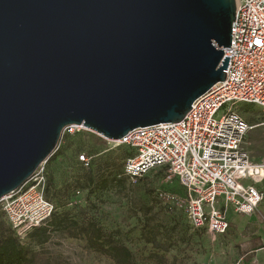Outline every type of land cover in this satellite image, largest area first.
I'll return each mask as SVG.
<instances>
[{"label":"water","instance_id":"water-1","mask_svg":"<svg viewBox=\"0 0 264 264\" xmlns=\"http://www.w3.org/2000/svg\"><path fill=\"white\" fill-rule=\"evenodd\" d=\"M235 0H0V201L63 130L179 123L225 81Z\"/></svg>","mask_w":264,"mask_h":264},{"label":"built area","instance_id":"built-area-1","mask_svg":"<svg viewBox=\"0 0 264 264\" xmlns=\"http://www.w3.org/2000/svg\"><path fill=\"white\" fill-rule=\"evenodd\" d=\"M235 5L232 46L224 49V59L230 58L226 79L199 97L181 122L137 128L119 140L95 133L115 147L133 150L124 162L128 178L136 180L158 168L176 178L187 193L191 226L214 241L228 232L230 210L250 216L264 203V163L253 162L244 147L252 129L264 131V0H235ZM238 103L259 108L263 120L250 125L236 108ZM83 130L92 132L72 125L62 138ZM77 158L83 169L92 167L88 154ZM47 163L0 201L20 241H27L56 211L45 195Z\"/></svg>","mask_w":264,"mask_h":264},{"label":"rangeland","instance_id":"rangeland-1","mask_svg":"<svg viewBox=\"0 0 264 264\" xmlns=\"http://www.w3.org/2000/svg\"><path fill=\"white\" fill-rule=\"evenodd\" d=\"M236 108L252 126L263 120L259 108L253 105L238 103ZM59 145V150L47 164L53 178V187L47 196L55 203L58 215L69 214L82 223L92 220L107 231H118L121 242L132 250L137 264H164L155 259L154 254L165 256L168 259L166 264L238 262L241 254L239 240L251 226L246 219L242 218L245 227L233 223L222 241L220 238L214 241L204 230L191 226L186 190L169 173L156 169L137 180L125 179V186L102 192L97 189L102 177L125 178L124 147H115L86 130L65 135ZM244 147L253 162L264 163V131L261 128L249 132ZM84 151L95 156L93 172L84 170L77 161V155ZM245 184L251 182L246 181ZM261 187L264 188V184ZM258 211L264 220V203ZM227 217L233 222L237 216L230 210ZM154 227L166 229L174 237L176 247L170 253H159L147 243L149 230ZM12 231L0 205V240ZM25 246L36 252L42 251L49 264H114L109 257L89 250L83 237L73 238L62 231L53 232L49 242L43 246L31 243Z\"/></svg>","mask_w":264,"mask_h":264},{"label":"trees","instance_id":"trees-1","mask_svg":"<svg viewBox=\"0 0 264 264\" xmlns=\"http://www.w3.org/2000/svg\"><path fill=\"white\" fill-rule=\"evenodd\" d=\"M124 149L126 151V157L124 159L125 162V160L132 156L134 152L128 147H124ZM81 153H86L93 158L92 167L87 170L88 172H93L96 168L95 156L91 155L88 151L80 152L79 154ZM158 170L167 173L166 169L164 168H158ZM125 179L132 180L127 176H125V178H117V176L112 178L102 177V179L98 182L99 185L97 189L104 192L113 187L125 186ZM52 187L53 178L47 169V186L45 195L51 202L53 201L48 198L47 192ZM12 230V232L0 240V264H49V261L43 255L42 251L36 252L25 245L27 243H31L43 246L49 242L52 233L55 231L65 232L73 238L83 237L86 240L87 248L89 250L109 257L114 262V264H137L134 253L128 246L121 242L118 231H107L97 222L92 220L82 223L75 218H72L69 214L58 215L57 208L53 217L45 226L36 228L29 234L27 243L25 244L19 240L13 227ZM146 241L147 243L151 244L152 247L159 253H170L174 247H176V241L171 234H168V230H162L158 227H154L149 230ZM153 257L164 264L168 262V259L163 255L154 254Z\"/></svg>","mask_w":264,"mask_h":264},{"label":"crops","instance_id":"crops-1","mask_svg":"<svg viewBox=\"0 0 264 264\" xmlns=\"http://www.w3.org/2000/svg\"><path fill=\"white\" fill-rule=\"evenodd\" d=\"M261 206H263V204ZM234 215L237 217L234 218L233 222L229 220L230 228L225 235L219 237L220 240L222 241L224 236L229 234L233 223H239L241 227H245L242 218H244V220L246 219V221L250 222L251 226L242 234L239 240L241 244V254L238 257V262L235 264H250L253 261L255 264H264V220L262 219L261 212L257 211L250 216H243L235 213ZM242 229L244 231V228Z\"/></svg>","mask_w":264,"mask_h":264}]
</instances>
